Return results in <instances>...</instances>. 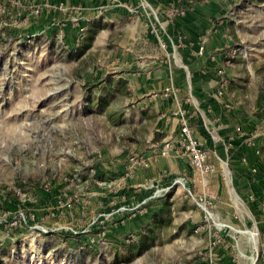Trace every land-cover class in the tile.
<instances>
[{"label":"rangeland","instance_id":"1","mask_svg":"<svg viewBox=\"0 0 264 264\" xmlns=\"http://www.w3.org/2000/svg\"><path fill=\"white\" fill-rule=\"evenodd\" d=\"M41 2L0 0V264H253L255 258L254 264H264V208L253 204V193H242V171L237 174L230 160L233 151L228 159L209 151L216 170L204 178L185 161L170 157L139 166L124 183L112 182L132 158L150 156L177 133L179 112L196 136L201 116L191 84L192 89H185L186 95L177 96L165 110V89L139 99L127 79L145 76L151 53L143 34L165 40L176 18L186 13V4L170 1L165 8L154 7L158 21L147 16L148 8L127 11L125 21L96 26L95 32L85 14L71 13L89 25L77 49L68 51L54 31L68 13L53 23L44 11L29 16ZM216 4L222 12L212 20L208 34L223 26L228 38L224 52L233 60L223 66V58L222 67H236L238 74L228 85L224 103L230 105L228 111L243 104V117L263 119L249 131L253 142L256 136L264 138V0ZM103 13L97 8L94 18L107 24ZM68 33L71 42L75 31ZM157 42L163 53L158 58L171 65L181 61L176 52L166 55V40V47ZM240 114L241 126L242 110ZM206 124L219 138L214 126ZM166 159L171 163L165 166ZM179 161L183 165L177 166ZM182 168L188 169L185 188L193 197L180 184L166 189ZM139 192L155 197L149 213L131 231L138 240L122 242L121 234L110 241L114 225L108 224L107 245L97 243L100 231L92 220L116 204L135 201ZM55 199L63 205L57 207ZM200 199L211 202L208 211L197 204ZM68 228L80 231L79 237L70 235Z\"/></svg>","mask_w":264,"mask_h":264},{"label":"crops","instance_id":"2","mask_svg":"<svg viewBox=\"0 0 264 264\" xmlns=\"http://www.w3.org/2000/svg\"><path fill=\"white\" fill-rule=\"evenodd\" d=\"M43 1L46 0H42V2ZM47 1L56 3L60 0ZM64 1L68 11H76L79 14H85L87 20L91 19L93 23L91 24L90 30L95 32L94 30L97 29L96 26H114L127 19V11L123 6L118 5L119 2L136 3L138 0ZM170 1H173L174 4H178L177 6H182L183 4L187 6L186 13L183 16H178L174 25H172L174 27L172 28L173 32L164 36V39L168 42L165 48L166 55L176 52L179 54V60L181 61L171 65L162 58H158L160 54H163L158 51V38L152 34H143V41L146 43L151 54L146 56L147 64H145L143 68L144 72H142L145 76L142 78L129 76L127 78L129 79L130 87L134 89L135 93L137 92L136 95L139 99L153 90L160 91L165 89L162 95L164 98L161 102V109L164 108L165 110H170V108H172L173 102L177 99V96L182 98L186 95L185 89L189 91V88L192 89L193 87L194 96L196 97V102L198 101V110L201 116L197 120L198 130L195 138L202 142V145L208 152H218L227 156V159L229 156L228 152L233 151L230 160L232 164H234L232 167H234L237 174H240L239 169L242 171V193H244L246 197L251 195V193L255 195V198H259V196L263 197L264 177L262 174L264 172V138L262 136H256L254 137L255 140L253 144L249 143V136H251V132L249 131L259 124L258 121L263 122V119L254 120L251 116L243 117L246 112L245 110L243 111V104L236 106H242V109L239 107L237 110L228 111L227 108H225L224 102L228 100L226 97L228 85L230 86V81H234V77H237L238 74L235 73L236 67L228 69L222 67L225 54L224 49L226 46L225 41H228L227 35L224 33L222 34L223 26H218V30L216 29L211 35L208 34L213 23L212 20L219 13L221 14L222 9L216 4L217 0H148L153 10L154 7L155 9L165 8L170 4ZM97 8L104 10L103 14L106 21H108L107 24H103L104 22L100 24L98 20H95L94 10ZM43 11L47 13V19L50 20L49 22L55 21L58 17H65L64 12ZM176 25L177 27H175ZM68 36L70 37L71 35L69 34ZM200 46L204 47L202 52L199 50ZM175 47L178 48L175 49ZM136 64V62H133L132 66L134 70H132V72L137 68ZM220 68L223 69L222 73L219 72ZM139 73L140 72H138L137 75H140ZM184 78H186L185 81H187L186 86L182 81ZM223 79H227V83L223 88L222 95H218L217 91ZM151 103L152 102H150V104ZM154 105H156V99ZM241 110L242 124L240 126L238 122L241 121ZM206 122L214 126L213 129H216L215 134L219 138L215 139V136L208 131L209 129ZM237 127H241L246 134H239L236 131ZM160 132L165 134L166 130L163 131L161 129ZM230 136H233L232 140L229 139ZM256 149L261 150L260 156L255 154ZM240 151H242V155L239 154ZM240 157H245L246 161H242ZM168 161V159L163 160L162 164L166 166V164L171 163ZM176 165L179 166L183 164L179 161L176 162ZM222 165L225 169L226 166L224 162ZM119 170L120 168L118 167V171ZM224 175L225 179H227L225 170ZM147 213H149V211ZM146 214L137 215L116 223L112 232L109 233V240L115 242L116 238L119 236L121 237V234L124 236L131 233L132 229L137 228V225L142 221L140 219ZM211 259L212 258H210V261H212Z\"/></svg>","mask_w":264,"mask_h":264},{"label":"built area","instance_id":"3","mask_svg":"<svg viewBox=\"0 0 264 264\" xmlns=\"http://www.w3.org/2000/svg\"><path fill=\"white\" fill-rule=\"evenodd\" d=\"M119 6H123L124 9L126 11L129 12H134L137 13L138 8H143V9H149V12H146L147 16L149 17L150 15H153L154 18L156 19V21H158V17L156 12L153 10V8L151 7L150 3L148 2V0H138L136 3H125V2H119L118 3ZM43 10L46 11H59V12H64V13H68L65 22H56L55 23V28L54 31L55 32V37L56 39L59 40V42L61 43V46L68 50V51H75L77 49V47L79 46L80 42L82 41V39L84 38L87 30H88V25L89 23L86 22L85 20L80 17L75 18V17H71V13H77L76 11H68L67 5L65 3L64 0H60L59 2L56 3H51L49 1H43L42 3H38L36 5H34L30 10L28 15L29 16H33L36 17L38 15H40L42 13ZM184 10H181L179 12V14H183ZM79 14V13H77ZM78 19V20H77ZM82 19V20H81ZM76 21V22H75ZM155 23H159L160 22H156ZM152 23V22H151ZM73 29L75 31V33L73 34L72 38H71V42L69 40V30ZM160 44L162 47H166L165 46V40H160V37L157 36ZM204 49L203 46L199 47L200 52H202ZM225 53V52H224ZM233 60V55H229L228 53L224 54V62H223V66H225V64L227 65H231V62ZM219 72H223V69L220 68ZM227 83V79H223L221 84H220V88L218 89L217 93L218 95H222L223 93V88ZM190 96L193 97V95L190 94ZM180 104V103H178ZM181 105V104H180ZM225 108H229L230 105L225 103L224 104ZM180 114V127L179 130L177 131V133L171 137H169L168 139H165L163 141V144L161 145V147H159L158 150L154 149L152 151V153L150 154V156L146 157V158H132L131 159V163L127 166L126 171L121 174L120 176L116 177L112 182H116V184H121L124 183L127 179H129L135 172V170L139 167V166H148L149 162L151 160H158L159 158H170V157H174V158H178L180 160H183L187 163V165L193 169L195 171V173L198 174V177L200 178H204L205 176H207L208 174L214 172L216 170L215 164L211 163L209 161V154L207 149L202 145V142L197 140L194 135H193V128L191 127V125L189 124V122L187 121L185 114L183 111H181ZM236 131L243 135L244 131L241 129V127H237ZM233 136H230L229 139L232 140ZM249 143L253 144V142H251V140L249 141ZM229 146V145H228ZM227 146V147H228ZM255 154L259 156L260 150L256 149L255 150ZM217 158L220 160V158L217 156ZM242 161H246V158L243 157L241 158ZM162 176L166 175V172L163 171ZM190 180L189 177V173H188V169L187 168H182L180 170V175L178 177H176L173 182L171 183V185L167 186L166 189H169L170 187H172L174 184L176 185H181L185 188V184L186 182H188ZM101 183H106V182H101ZM139 187H143V185H139ZM47 188V187H46ZM140 189V188H138ZM47 190H49V188H47ZM186 190V195L192 196L193 197V192L191 191V189L185 188ZM143 191V190H140ZM136 192V190H135ZM139 197L130 203H125V204H116L110 208H108L106 211H103L101 213H99L95 219L92 220V224L98 228V230L100 231L99 233V238L97 239V243H99L100 245H107L108 241H106L105 239V233H106V228L108 226V224H113L115 225L116 223L120 222V221H124L125 219H129L132 217H135L137 215H143L146 214L149 211V203L152 197H155V195H146V193H138ZM252 198V196H251ZM55 203L57 205V207H61L62 204V200L61 199H55ZM197 204L205 211H208V206L211 205V202L209 200H202L200 199L199 201H197ZM260 207L264 208V195L260 200ZM26 221V220H24ZM30 221V220H29ZM37 230L41 231V232H47L44 228L36 226ZM70 229V235L72 236H76L80 234V231H75L72 228H68ZM79 237V236H76ZM124 239H122V242L125 243H132V242H136L138 240V236L135 233H128L126 235H124ZM123 238V236H122ZM91 242H93V239L90 240ZM88 243V242H87ZM87 243H84V245H86ZM83 244L80 245V248L84 247Z\"/></svg>","mask_w":264,"mask_h":264},{"label":"trees","instance_id":"4","mask_svg":"<svg viewBox=\"0 0 264 264\" xmlns=\"http://www.w3.org/2000/svg\"><path fill=\"white\" fill-rule=\"evenodd\" d=\"M262 176L264 177V172H263ZM263 190H264V188H263ZM261 198H262L261 196H259V198H256V201H254L253 204L259 205V201H260Z\"/></svg>","mask_w":264,"mask_h":264},{"label":"bare ground","instance_id":"5","mask_svg":"<svg viewBox=\"0 0 264 264\" xmlns=\"http://www.w3.org/2000/svg\"><path fill=\"white\" fill-rule=\"evenodd\" d=\"M226 176H227V172H226ZM228 179V178H227ZM232 191V190H231ZM234 195V194H233ZM240 204V203H239ZM252 258V257H251ZM253 260V259H252ZM250 263H252L251 261H250Z\"/></svg>","mask_w":264,"mask_h":264},{"label":"water","instance_id":"6","mask_svg":"<svg viewBox=\"0 0 264 264\" xmlns=\"http://www.w3.org/2000/svg\"><path fill=\"white\" fill-rule=\"evenodd\" d=\"M255 261H256V258L254 259L253 264L255 263Z\"/></svg>","mask_w":264,"mask_h":264}]
</instances>
